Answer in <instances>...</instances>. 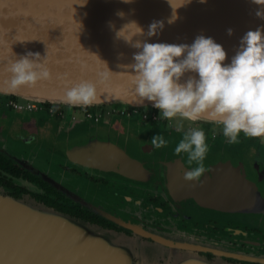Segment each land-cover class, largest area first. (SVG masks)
<instances>
[{
	"label": "water",
	"instance_id": "water-1",
	"mask_svg": "<svg viewBox=\"0 0 264 264\" xmlns=\"http://www.w3.org/2000/svg\"><path fill=\"white\" fill-rule=\"evenodd\" d=\"M82 2L0 0V93L38 103L67 104L65 89L87 80L96 84L99 100L91 106H75L154 107L150 101H138L129 70L122 66L134 63L132 57L138 51L116 38V31L125 24L134 21L147 32L154 20H164L165 27L157 36L133 38L149 43L190 45L198 35L211 37L225 49V64L231 63L249 30L264 27V19L255 15L262 6L253 0H191L186 4L185 0H171L179 16L173 24L167 23L173 11L169 0H87L81 6ZM118 11L125 16L119 17ZM228 29L233 30L232 35H228ZM134 32L135 25L130 24L123 35ZM28 52L47 57L52 79L13 91L8 68ZM190 76L199 78L186 73L182 82ZM197 122L211 129L223 127L208 119ZM99 124V129L76 142L71 134L58 138L51 125L42 128L36 124L37 129L28 130L16 124L0 129V140L11 138L37 154L45 152L51 160L49 170L5 145L0 146V152L73 202L130 234L34 198L0 193V264H191L190 259L201 264H232L201 255L200 250L217 252V243L207 237H192L181 226L183 218L220 217L264 231V162L254 159L249 151L235 154L225 147L209 150L205 159L208 171L201 177L200 186L183 179L188 167L186 156L168 153L176 146L169 136H164L169 141L167 147L156 150L149 143L153 135L137 133L126 116L104 113L96 126ZM63 158L70 168L158 194L172 208L88 182L61 169L58 164ZM238 231L251 238L255 246L264 247V234ZM232 251L237 258L264 264L263 250L251 248L246 257L241 247Z\"/></svg>",
	"mask_w": 264,
	"mask_h": 264
},
{
	"label": "clouds",
	"instance_id": "clouds-1",
	"mask_svg": "<svg viewBox=\"0 0 264 264\" xmlns=\"http://www.w3.org/2000/svg\"><path fill=\"white\" fill-rule=\"evenodd\" d=\"M122 2L132 3L133 0ZM86 3L87 0H83L79 4ZM169 3L173 11L167 23L173 24L179 16L171 0ZM186 3L191 0H185ZM253 3L262 6L255 15L264 19V0H253ZM117 15L123 18L125 13L118 11ZM130 24L135 25V32L126 37L123 31ZM109 26L114 28L111 22ZM164 27V20H154L145 32L133 21L115 33L117 39L138 49L132 57L134 63L122 65L129 70L138 101L152 102L159 109L160 119L171 121L181 117L192 122L208 119L221 124L223 136L232 144L239 143L241 133L249 138L264 137V27L249 30L241 38L230 64H225L227 53L223 46L204 35H198L190 45L133 39L157 36ZM227 31L228 35L233 34L232 29ZM8 71L11 74L9 87L13 91L52 79L47 57L41 58L39 53L28 52L21 56L11 63ZM186 73H195L199 78L190 76L182 82ZM64 100L72 106H91L99 100L97 86L87 80L76 83L65 89ZM149 143L160 150L167 147L169 141L164 135L156 134ZM208 151L202 128L184 132L174 148V155L186 156L185 181L203 186L201 177L208 171L205 165Z\"/></svg>",
	"mask_w": 264,
	"mask_h": 264
},
{
	"label": "flooded vegetation",
	"instance_id": "flooded-vegetation-1",
	"mask_svg": "<svg viewBox=\"0 0 264 264\" xmlns=\"http://www.w3.org/2000/svg\"><path fill=\"white\" fill-rule=\"evenodd\" d=\"M18 100L19 98L16 95L0 93V116L3 117L1 121H3L2 123L6 125L5 128H7V126L9 125L11 126V122L15 117L32 118L34 113L45 112L44 114L38 117V120H40L39 124H43L44 126L51 125L53 129L55 128L59 138L65 133L71 134L72 131L77 129L78 127L86 128L89 124H92V126L98 124L102 117L90 114L91 108L89 107L84 108L83 117L80 115L76 116V113L74 114L75 108H73L72 105L68 106L70 108L66 112L63 109V106L68 104L52 102H45L41 110L34 111L30 114V112L14 109L15 106H13V103ZM103 107L105 109V106H102V108ZM116 108H119V106H116ZM107 112L110 113L111 111ZM122 113L123 112H119L116 110L113 111V113L111 114L126 116L127 118H129L131 126H133L139 134H143L145 131H147L154 133V135H167L169 136L171 141L177 144L182 138L184 132L188 131L190 128L199 127L205 131L206 143L208 144L209 148L215 149L225 147L227 150L235 154H240V152L244 149H248L247 151H249V154L253 156L254 159L264 162V158L262 156L263 147L260 144L263 140L262 137L249 138L245 136H239V143L232 144L229 143L227 138L223 136L222 131L220 129L217 130V133L212 132L210 125L202 124L197 121H188L186 129H177L172 121L173 119L171 121L167 119H160L159 109H156L155 107H138L137 109L131 111L127 109L123 114ZM6 119L9 122L6 123ZM58 166L61 169L69 171L76 176L83 177L88 182H94L104 187L116 188L118 190L127 191L133 195L144 197L146 200L152 201L155 204H161L164 207L170 209L172 208L170 203L168 201H165L158 194H153L151 192H146L139 189H134L127 185L119 184L115 181L108 179L105 176H97L91 175L89 173H84L77 169L70 168L65 164L59 163ZM42 182L34 178L33 174L30 171L21 167L14 160L7 157L4 153L0 152V189L7 191L8 194L13 195L15 197H30L41 201L38 198L39 196H43V194H49L48 187H46V185H44V183ZM61 200H63V198H61ZM73 203L75 205L81 206L80 204H77L75 202ZM156 216L157 215L155 214V218ZM99 217L103 220L94 223H98L109 229H116L119 231L124 230L130 234L129 230H125L121 227H118L117 225L104 219L101 216ZM181 226L187 229L192 237H207L217 243L218 251L215 253L211 250L199 251L200 254L208 257L210 260H214L219 257L222 260L228 261L232 264H261L245 260L244 258H237L234 256V251H232L233 249L235 250L236 248L241 247L246 251L243 255L245 257L248 256V250L251 248H258L259 250L264 251L263 246H255L253 243L254 241L251 238L247 237L246 235H241L238 231L239 229H241L244 231V233L248 234H264V231L257 227L255 228L249 224L243 225L239 222L226 220L220 217L200 218V216L195 215H193L191 218H183V223L181 224ZM224 247L227 249H225Z\"/></svg>",
	"mask_w": 264,
	"mask_h": 264
},
{
	"label": "rangeland",
	"instance_id": "rangeland-1",
	"mask_svg": "<svg viewBox=\"0 0 264 264\" xmlns=\"http://www.w3.org/2000/svg\"><path fill=\"white\" fill-rule=\"evenodd\" d=\"M69 105H65V106H63L64 108V110L67 112L68 111V109L70 108V107H68ZM105 106V109H104V107H103V110H105V111H111L112 109H114V108H116V106H114V105H104ZM92 107H94V108H98V106H92ZM73 108H75V112H74V114L76 115V116H84V108L85 107H81V106H73ZM90 108V107H89ZM94 108H91V111H95L94 110ZM82 111V112H81ZM45 112H40V113H34V115H42V114H44ZM110 115H112V114H110ZM103 116V115H102ZM110 117V116H109ZM173 123H174V125L176 126V128L177 129H181V130H183V129H186V126H187V120H184L183 118H181V117H175V118H173ZM99 126H100V124L98 125V126H96V124L95 125H93L92 126V124L90 125H88L86 128H77V129H75V130H73L72 131V133H71V135H72V140H74V142H76V141H78V140H80V139H82L81 137L83 136V135H85L86 133H89V132H91V131H94L95 129H99ZM223 128V127H222ZM222 128L220 129L221 131H222ZM218 130V127L217 126H215V128H213V129H211V131L212 132H215V130ZM135 131H137L136 129H134ZM99 131V130H98ZM103 133V132H102ZM138 133V132H137ZM144 133H151L153 136H154V133H152V132H147V131H145ZM143 133V134H144ZM67 133H65L64 135H66ZM263 138V140L261 141L262 143H260L261 145H262V150H263V152H262V156H263V158H264V137H262ZM5 139H6V137H5ZM170 139V138H169ZM81 141V140H80ZM5 145V147H7V149L8 150H10V151H12V152H15V153H17L18 155H22V157L23 158H25V159H28V160H33V158L35 159L34 161H35V165H37V166H40L41 168H45V169H48L47 168V166H50V162H51V160L48 158V157H46V154H45V152H41L40 151V153L39 154H37L35 151H30L28 148H26L24 145L23 146H21V145H19L14 139H11V138H9L8 139V141H5V140H0V146H4ZM209 150H213V148H209ZM35 152V153H34ZM174 151L173 150H171V151H169L168 153H173ZM248 156H246L245 158H247ZM51 159L53 160V157H51ZM211 158H208V160H210ZM58 161V160H57ZM57 161L54 163L55 164V166H57L56 164H57ZM64 161H65V159L63 158V159H61L59 162H60V164H63L64 163ZM65 164V163H64ZM52 166V165H51ZM49 170V169H48ZM0 193L1 194H3V195H10V194H8L7 193V191H5V190H3V189H0ZM27 198H30V197H27ZM140 255H142L143 254V252H142V250L140 251V253H139ZM159 254V252H158V249H155V255H158ZM202 255V254H201ZM165 256H167V254L165 253ZM209 259V258H208ZM217 259V258H216ZM216 259H214V260H216ZM219 259H221V258H219ZM210 260V259H209ZM214 260H211V261H214ZM222 260V259H221ZM225 261V260H224ZM226 262H228V261H226ZM190 263L191 264H201L200 263V261H196V260H193V259H190ZM229 263V262H228Z\"/></svg>",
	"mask_w": 264,
	"mask_h": 264
},
{
	"label": "trees",
	"instance_id": "trees-1",
	"mask_svg": "<svg viewBox=\"0 0 264 264\" xmlns=\"http://www.w3.org/2000/svg\"><path fill=\"white\" fill-rule=\"evenodd\" d=\"M240 136H244V134L241 133ZM247 150L244 149L241 152H244ZM33 177L42 182L41 179L35 177L34 175H33ZM42 183H44V185H46V187H48V192H49V194H43V196L38 197L42 202H45L46 204L53 206V207H55V208H57L63 212L70 213L71 215L81 217V218L88 220V221H91V222H97V221L103 220L99 216H97L94 213L82 208L81 206L75 205L70 199L63 196L53 186L49 185L48 183H46L44 181ZM61 198H63V200H61ZM67 202L70 204H68Z\"/></svg>",
	"mask_w": 264,
	"mask_h": 264
},
{
	"label": "built area",
	"instance_id": "built-area-1",
	"mask_svg": "<svg viewBox=\"0 0 264 264\" xmlns=\"http://www.w3.org/2000/svg\"><path fill=\"white\" fill-rule=\"evenodd\" d=\"M19 100L14 102L13 103V106H15V110H23V111H26V112H34V111H38V110H41L44 103H38V102H34V101H31V100H25V99H22L20 97H18ZM116 106V105H115ZM119 106V105H117ZM90 108H94V107H90ZM138 108V107H137ZM136 107H124V106H119V108H116V109H113V111H119V112H125V110H135L137 109ZM95 111H90V114H93L94 116H102L104 115V113H108L107 111H104L102 106H98V108H94ZM113 111L111 110L110 114L113 113ZM122 113V114H123ZM125 115V114H124Z\"/></svg>",
	"mask_w": 264,
	"mask_h": 264
},
{
	"label": "crops",
	"instance_id": "crops-1",
	"mask_svg": "<svg viewBox=\"0 0 264 264\" xmlns=\"http://www.w3.org/2000/svg\"><path fill=\"white\" fill-rule=\"evenodd\" d=\"M39 116L40 115H35V117H34V114H33L32 118H23V117L14 118L13 121L11 122V126L9 125V126H7V128L13 127L16 124L17 125H24L26 127V129H28V130L35 129V128L37 129L36 124L43 128L44 125L39 124V121H40V120H38ZM2 119H3V117L0 116V129L5 130L6 125H4L2 123L3 122V121H1ZM7 122H9V121H7V119H6V123ZM23 129L25 130V128H23Z\"/></svg>",
	"mask_w": 264,
	"mask_h": 264
},
{
	"label": "bare ground",
	"instance_id": "bare-ground-1",
	"mask_svg": "<svg viewBox=\"0 0 264 264\" xmlns=\"http://www.w3.org/2000/svg\"><path fill=\"white\" fill-rule=\"evenodd\" d=\"M214 135V134H213Z\"/></svg>",
	"mask_w": 264,
	"mask_h": 264
}]
</instances>
